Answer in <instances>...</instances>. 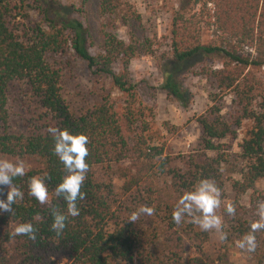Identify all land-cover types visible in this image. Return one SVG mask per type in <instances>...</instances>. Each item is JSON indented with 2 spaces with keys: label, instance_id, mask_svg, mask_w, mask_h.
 I'll return each mask as SVG.
<instances>
[{
  "label": "trees",
  "instance_id": "1",
  "mask_svg": "<svg viewBox=\"0 0 264 264\" xmlns=\"http://www.w3.org/2000/svg\"><path fill=\"white\" fill-rule=\"evenodd\" d=\"M95 1L104 19L97 45L88 28L58 2L0 0V158L26 163V175L13 180L23 199L11 213L0 212V264H214L204 250L212 231L187 222L177 225L171 213L184 191L207 178L222 192L217 214L227 233L224 248L236 245L257 220L240 215L239 199L249 194L256 202L261 195L256 184L264 180V85L249 71L264 67V0H177L162 52L156 37L155 43L149 38L139 43L132 34L127 40L117 36L115 24L140 22L128 0ZM207 32L210 37L203 39ZM143 54L163 71L162 88L183 104L190 93L178 79L181 68L196 57L220 58L219 67L196 72L209 78L215 91L195 118L198 143L189 153L173 155L163 141L152 142L153 114L140 100L129 69L130 61ZM77 60L94 75L110 77L125 96L120 106L108 96L79 107L67 100V72ZM18 86L33 105L24 128L11 122ZM225 96H230L226 111ZM49 127L89 138L90 167L81 188L86 198L77 201L79 215L69 217L59 235L51 229V208L66 213V203L54 195L66 171L53 154ZM32 176L44 178L49 204L29 195ZM7 191L3 188L0 198L6 199ZM228 203L236 207L234 216L226 212ZM140 205L153 207L154 215L129 222ZM20 223L33 224L35 241L13 235ZM255 235L254 252L237 248L254 264H264V230Z\"/></svg>",
  "mask_w": 264,
  "mask_h": 264
},
{
  "label": "rangeland",
  "instance_id": "2",
  "mask_svg": "<svg viewBox=\"0 0 264 264\" xmlns=\"http://www.w3.org/2000/svg\"><path fill=\"white\" fill-rule=\"evenodd\" d=\"M69 9L70 16L80 20L90 32L91 40L94 44L100 40V29L104 19L98 12L95 0H90L85 4L81 0H53ZM131 6L140 14V22L129 25H116V34L119 38L127 40L132 34L134 39L143 42L149 38L153 43L154 37L160 41L159 52L167 49L166 41L169 35L170 18L177 8V0H128ZM210 37V32L204 35L203 39ZM152 49H157L153 45ZM202 66L219 67L220 58L212 56L209 58L196 57L189 61L178 72V79L190 93L186 96L185 104L180 100L169 96L162 88L163 71L156 66L155 59L147 54L138 56L130 61L129 69L136 83V90L140 100L151 110L152 131L154 139L152 142H164L165 151L173 155L189 153L197 147L199 128L195 118L203 113L209 104L208 95L214 92L213 82L203 76L196 74ZM67 72L66 83L64 84V94L67 100L74 106L92 105L100 101L103 96H108L109 100L116 106H120L124 100V95L112 87L109 76L94 75L88 70L85 63L77 60ZM249 71L255 74L264 85V67H250ZM15 89L13 99L10 103L12 114V125L16 128L27 126L26 119L29 109L33 105L28 97L23 94L24 89L18 86ZM19 93V94H18ZM230 104V96L223 98L222 107L226 111ZM247 123L243 130L238 132V137L233 145V151L237 152V143L241 141L243 131L247 128ZM211 154V153H210ZM259 198L256 202L250 200V195L242 196L239 201L242 207L240 215L244 218L258 219L257 204L264 201V180L256 184ZM227 200L232 199L233 192L227 185ZM226 203V201H225ZM205 252L214 264H254L251 257L240 252L236 245L226 248L217 238L213 230L209 240L204 246ZM188 257V254H186ZM113 264H126L117 262Z\"/></svg>",
  "mask_w": 264,
  "mask_h": 264
},
{
  "label": "clouds",
  "instance_id": "3",
  "mask_svg": "<svg viewBox=\"0 0 264 264\" xmlns=\"http://www.w3.org/2000/svg\"><path fill=\"white\" fill-rule=\"evenodd\" d=\"M49 135L54 140L53 154L64 166L66 175L54 188V195L63 199L67 205L66 213L53 207L51 208L52 223L51 229L58 235L66 227L69 217L79 215L77 201L86 198L81 188L86 180L89 171V164L86 158L89 156V138L84 133H72L67 129L49 127ZM26 175V163L17 158L15 161L0 158V191L7 188L6 199L0 198V212L11 213L12 205L17 199H23V192L13 183L14 178ZM28 193L41 205L49 204V189L44 178L32 176L28 180ZM221 189L217 184L207 178L200 179L193 185L191 190L184 191L177 199L171 216L175 224L191 223L200 230L209 232L215 231L217 238L224 242L227 240V233L223 231V219L217 214L221 207ZM228 215L234 216L236 207L232 203L226 205ZM155 213L153 207L140 205L128 216V221L136 223L142 215L152 216ZM257 220L250 222L249 231L237 240L236 246L247 252H254L256 249V233L264 230V201L257 204ZM37 229L32 223H20L13 231L15 236H26L30 240H36Z\"/></svg>",
  "mask_w": 264,
  "mask_h": 264
}]
</instances>
